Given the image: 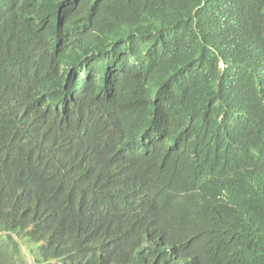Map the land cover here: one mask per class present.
<instances>
[{
    "label": "trees",
    "instance_id": "trees-1",
    "mask_svg": "<svg viewBox=\"0 0 264 264\" xmlns=\"http://www.w3.org/2000/svg\"><path fill=\"white\" fill-rule=\"evenodd\" d=\"M254 48L264 0H0V264H264ZM113 151L172 182L148 250Z\"/></svg>",
    "mask_w": 264,
    "mask_h": 264
},
{
    "label": "clouds",
    "instance_id": "clouds-1",
    "mask_svg": "<svg viewBox=\"0 0 264 264\" xmlns=\"http://www.w3.org/2000/svg\"><path fill=\"white\" fill-rule=\"evenodd\" d=\"M63 50L67 54V68H70L67 71L68 77H71L73 82L84 78L85 67H80L78 72L73 69L76 66L83 65L81 59L72 50ZM251 51L253 53V65L248 68L247 78L254 85L255 91L257 95H259L264 93V49L254 48ZM220 66L222 67L221 70H224L225 65L223 62ZM83 87H86V85ZM112 100H117L120 104V113L112 124V126H114L125 113L132 110L135 100L120 97H106L101 101L107 103ZM120 154L121 151L105 153V155L95 164L94 168L111 169V173L116 176L120 173L126 175L120 185L114 180L111 181L116 192V194H114L113 204L118 194L121 192L127 193L134 212L143 222L134 233L128 236V240L133 244H137L138 248L148 250L152 244L151 235L153 234V231L151 230V213L156 210H162L161 202L163 191L171 187L172 182H166L165 186L164 180L159 176L158 168L151 170L139 169L132 174L126 172L118 162ZM108 158H111L112 160L109 164H106ZM105 176L106 174H104L103 177ZM185 202H187V200H185ZM162 228L164 234V224Z\"/></svg>",
    "mask_w": 264,
    "mask_h": 264
},
{
    "label": "rangeland",
    "instance_id": "rangeland-1",
    "mask_svg": "<svg viewBox=\"0 0 264 264\" xmlns=\"http://www.w3.org/2000/svg\"><path fill=\"white\" fill-rule=\"evenodd\" d=\"M35 250L34 246L26 245L23 243L22 245V255L26 258V264H39L36 262L33 251Z\"/></svg>",
    "mask_w": 264,
    "mask_h": 264
}]
</instances>
